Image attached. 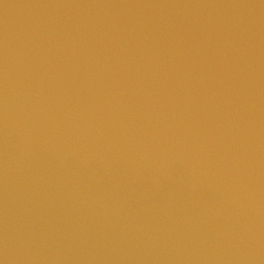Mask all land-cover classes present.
Returning <instances> with one entry per match:
<instances>
[{"label":"water","instance_id":"95a60500","mask_svg":"<svg viewBox=\"0 0 264 264\" xmlns=\"http://www.w3.org/2000/svg\"><path fill=\"white\" fill-rule=\"evenodd\" d=\"M0 264H264V0H0Z\"/></svg>","mask_w":264,"mask_h":264}]
</instances>
